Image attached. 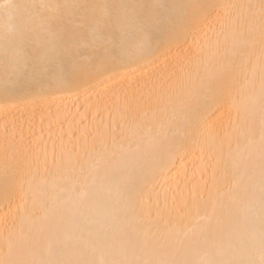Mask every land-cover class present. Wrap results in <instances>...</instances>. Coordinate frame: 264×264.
<instances>
[{"label": "bare ground", "instance_id": "6f19581e", "mask_svg": "<svg viewBox=\"0 0 264 264\" xmlns=\"http://www.w3.org/2000/svg\"><path fill=\"white\" fill-rule=\"evenodd\" d=\"M12 3L0 264H264V0Z\"/></svg>", "mask_w": 264, "mask_h": 264}, {"label": "snow or ice", "instance_id": "6c2138e0", "mask_svg": "<svg viewBox=\"0 0 264 264\" xmlns=\"http://www.w3.org/2000/svg\"><path fill=\"white\" fill-rule=\"evenodd\" d=\"M12 8L14 7L12 0H4L3 3H0V8ZM147 44L146 40L142 39L138 42L136 47L137 54H142L146 50ZM19 71L23 74L26 72V66L21 65Z\"/></svg>", "mask_w": 264, "mask_h": 264}]
</instances>
